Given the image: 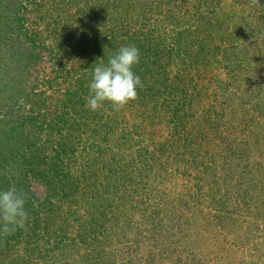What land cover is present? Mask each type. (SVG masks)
Masks as SVG:
<instances>
[{
    "label": "rangeland",
    "instance_id": "obj_1",
    "mask_svg": "<svg viewBox=\"0 0 264 264\" xmlns=\"http://www.w3.org/2000/svg\"><path fill=\"white\" fill-rule=\"evenodd\" d=\"M10 1L0 0V18L8 13L17 19L12 20L9 32L0 34V91H4L0 93V106H3L0 108L8 113L14 112L15 106L6 104L3 97L8 95L21 101L30 95V88L37 93V97H42L43 93L49 98L52 92L58 93L60 102L57 106L68 113L66 117L73 116V109L79 110L77 105L71 106L66 102V108L61 107L65 101L64 93L75 90L74 80L69 77L71 73L76 72L74 78L91 73L96 64L108 57L106 53L112 55L124 44L131 45L120 33L114 40L108 39L110 28L125 26L130 28L126 30L127 33H131L143 25V18L139 22L128 18L133 14L131 9H135L133 0H56L58 2L50 4L48 11L45 10L46 6L42 9L38 7L36 0H13L17 5L11 8ZM175 3L179 5L178 0ZM186 7L196 9L192 4ZM214 7L221 15L222 22L213 23L211 27L215 31L212 34H208L210 30L204 31L190 39L191 46L186 50L182 46L185 52L181 51L180 56L185 59L186 66L178 60L171 63L157 55L149 58L155 61L154 67H162V77L158 82L151 80L149 83L157 95L147 94L151 101L155 99L148 107L134 99L131 106L122 108L125 119L121 118L119 112L108 110L105 107L107 103L98 109H107L105 115L111 119L102 118V121L112 123L109 124L111 129L107 128L108 132L106 127L103 129L99 126L100 131L103 130L100 137L110 138L111 145L108 147L107 143H101L100 159L96 163L100 162L96 167L111 157L121 165L123 162L119 161L122 157L126 164L131 162L137 170H148L144 183H125V188L138 201L159 209L157 214L148 212L146 220L141 219L139 214L135 217L140 222L138 230L141 234L135 225L125 226L127 235H130L128 242L127 236L117 231L118 226L107 230L111 241L108 239V245L107 242L103 244L105 250H101L102 256L98 257L102 259L100 264H264V84H257L264 75V18H260L264 16V0H213V3L199 8L205 22L207 20L212 24L214 15L211 10ZM49 11L53 12L50 17L47 16ZM156 13L154 11L155 15L152 14L157 20L154 25H166L164 16ZM123 40L125 42L121 43ZM134 41L142 45L143 51L148 50L142 36L138 35ZM79 45L80 49H77ZM107 45L111 47L109 51ZM69 50L73 51L69 53ZM193 50L199 54L195 57L198 68L195 59L191 62L192 68H189L187 54ZM15 51L19 55L13 56ZM27 54L32 58L29 62H26ZM92 59L97 61L93 63ZM22 62L26 64V69H23ZM137 65L133 71L138 75L141 70L136 68ZM63 66L64 73L57 76L54 70H61ZM29 68L33 71L31 77L27 82L20 81L22 75L19 73ZM44 77L52 81L50 86L49 81L44 82ZM66 77L70 80H66ZM33 78L37 80L31 82ZM146 80L150 81L148 78ZM114 113L121 124L120 128L112 120ZM76 119L91 125L88 127L96 126L89 123L91 120L87 115ZM245 120L246 125L245 122L241 123ZM122 128L124 130L121 131ZM244 128L246 130L242 132ZM122 132L130 139V146L118 148L124 136ZM46 134L49 132L45 131L42 135ZM240 142L242 146L238 144ZM236 148L239 149L234 157L232 151ZM95 155L98 154L95 152ZM226 155L228 160L234 157V161L223 162L222 158ZM80 157H85L84 152ZM140 157H146L149 161H142ZM82 159L81 163L84 162ZM246 170L251 174L260 173L247 180L244 176ZM80 171H83V165ZM164 171L172 173L168 182ZM230 171L241 172L244 181L226 183L224 186L221 177ZM106 176L109 178L105 180ZM197 180L202 183H196ZM106 181H113L108 170H104L94 182L95 189L100 188L102 194L106 193ZM29 183L30 196L39 199L48 197L49 188L37 180ZM224 187H228L229 201L219 197L225 193ZM188 195L194 197L193 202L184 209L182 207L178 214L166 205L169 202L174 204L179 199L188 201ZM212 195H216L214 202ZM99 200L105 201L102 196ZM222 201H226L223 203L227 210L232 207V215H225V219L220 221L214 214L222 209L218 204H222ZM52 215V221L57 219V215ZM211 215H214L213 219ZM225 224L226 229L223 228ZM57 227V224H53L49 228L55 231ZM153 234L157 235V244L150 238ZM25 247L21 244L19 248L22 257L18 264H29L26 263L28 260L51 264L48 255L30 252ZM71 253H76V249ZM69 254L64 263L72 264Z\"/></svg>",
    "mask_w": 264,
    "mask_h": 264
},
{
    "label": "trees",
    "instance_id": "obj_2",
    "mask_svg": "<svg viewBox=\"0 0 264 264\" xmlns=\"http://www.w3.org/2000/svg\"><path fill=\"white\" fill-rule=\"evenodd\" d=\"M36 1L39 2L38 7L41 9L46 6V11H48L50 4L52 5L58 2L56 0ZM141 2L142 0H133L135 9L131 7V12L133 14L129 15L128 18L130 17L129 20L131 21L132 19L135 22H139V19L143 18V25L140 26L138 30L134 29L131 33H127L126 31L130 28L115 25V27L109 29L111 35L108 39L114 40L116 35L118 36V33H120L129 44L135 45L140 50V61L136 68L141 70L138 75L141 78L143 87L137 89L138 93L135 100L141 105L148 107L155 99L152 98L151 101L147 94L155 93V95H157V92L149 86V83H151V80H156L158 82L162 77V67H154L155 61H151L149 58L157 55L158 58H167L168 62L171 63H176L178 60L180 64L186 66L185 59H182L180 56L181 51L185 52L182 46H185L186 50L191 46L189 40L200 33L202 34L204 31L207 32L210 30L208 34H212L215 30L211 26L216 22L220 24L222 19L221 15H219L218 11H216L217 9L214 7L211 10L214 15L212 24L207 20L206 22L204 21L205 18L202 16L203 14L200 11L202 8H200V6L213 3V0H196L194 2H192V0H178L179 5H177V3L173 4L176 0H147V4L144 0L143 5L140 6ZM190 4L196 9L193 10L186 7L190 6ZM7 5H5V7ZM9 5L11 8L15 7L17 4L11 0ZM154 11L157 12L156 15L160 14L162 17L164 16V20L167 22L166 25H154L157 21L152 16V14L155 15ZM4 12H6L5 9ZM49 12L50 13L46 12L48 13V17L52 16L53 13L52 11ZM46 13L44 12L43 14ZM146 14H149V16H146ZM197 14H199L200 17H198ZM260 18L263 20L264 16ZM0 19H3V21H0V34L1 32H9L8 27L13 22L12 20H17L14 15H9L8 13ZM257 19H259V17ZM138 35L142 36L144 40L142 41L143 44L146 43V45H148V55L145 54L147 51H143L142 45L134 41ZM212 38H214L213 35ZM124 42V40L121 41V43ZM206 44L208 45V43ZM110 45L113 46L114 44ZM110 45L106 46L108 51L111 49ZM114 47H116V45H114ZM77 49H80V45ZM215 49H218V47H215ZM71 51L73 50H69V53ZM17 54L19 55V53L15 51L13 56ZM197 55L199 54H197L195 50L187 54L190 61L189 68H192L191 62ZM27 56L26 62L32 60L30 55L27 54ZM97 56L98 55H96V59ZM105 56L109 57L111 55L106 53ZM107 58L104 59V62L99 63H106ZM96 59H92L93 63L97 61ZM18 60L19 59H17V61L14 60L15 63L18 62ZM194 61L197 66L196 68H198L199 64L196 59ZM23 64V69H26V64ZM57 65L61 66L60 63H57ZM184 69H187V67H184ZM64 71V66L61 70L58 68L54 70L57 76H60ZM32 72L30 68L27 69L26 72H20L19 74L22 76L19 77V80L27 82L33 74ZM66 73L68 75L67 69ZM75 75L76 72L75 74L71 73L69 76L72 81L74 80L73 86L75 90L72 93H64L65 98L63 99H65V101L64 104L61 105V107H65L67 102V104L71 106L77 105L76 107L79 108L78 111L73 109L74 115L69 118L66 117L68 113L63 111L64 109H59L57 106V103L60 102L58 99L60 96L55 92H52L49 98L43 93L41 94L42 97H37V93L29 88L30 95L23 98L21 101L19 98L12 99L7 97L8 95L3 97L6 104L13 107L15 106V111H10L9 113L8 111L3 112L1 109L3 106H0V189L7 190L10 186H15L18 191L25 196V209L28 213V217L23 228H17L14 232L6 234L0 233V264H18V261H20L22 257L19 254L21 244L26 245L25 249L30 252L38 251L42 252L44 255H48V261L51 264H70L64 262L68 260L67 255L71 253L73 249H76V253L69 254V260L72 264H100L102 259L98 257L99 255L102 256L101 250H105L103 244L107 242L106 245H108V239L110 240L107 230L118 226L119 228L117 231L124 236L126 235V242H128L130 235H127V228L125 227L127 224L135 225V228L141 234L138 230L140 222L136 220L135 217L139 214L141 219L146 220L148 212H153V214L159 213L157 207L154 209L152 205L150 206L144 201H138V198H134L125 188V183H144L143 179L147 177L148 170H137L131 162L130 164H126L122 157H120L121 159L119 161L123 162L121 165H118L116 159L111 157L110 160L96 167V164L100 162L98 161L96 163V160L101 154L99 149L101 143H107L108 147L111 145L110 138L100 137V133H102L103 130L100 131L99 126L103 127V129L106 127L105 130L108 132L109 130H107V128L111 129V125L109 124L112 122H103L102 118L110 120L111 117L105 115L107 109L93 112L87 107H84L86 105L85 97H87L88 94V84L86 83H89L91 73L77 75L74 78ZM88 75L89 78L86 79ZM69 77H66V80H68ZM146 78L150 79V81L146 80ZM35 79L36 78H33L30 81L35 82ZM47 81H49L48 78L44 80V82ZM260 81V83H257L259 86L264 84V75H262ZM51 83L52 81L49 86ZM25 88L27 89V84ZM169 88L168 86L167 89L169 90ZM172 91L173 90L170 92L172 93ZM2 92L4 91H0L1 94ZM38 95L40 94L38 93ZM184 96L185 95H183V97ZM233 96L235 97L234 94ZM133 101L134 100L130 101L126 105L128 107L131 106ZM105 107H107L108 110L119 112L122 116L121 118L125 119V112L122 108L120 110H114L110 104H107ZM25 109H27V111H25ZM180 110L181 109H175V111ZM81 114L87 115V118L91 120L89 123H95L96 126L91 128L88 127L91 125H87L83 123V121H77L76 117H81ZM112 120L115 126H118V128L121 127L116 114ZM247 120L249 121L248 118ZM244 122L246 125V120L241 123L243 124ZM246 129L244 128V130L241 131L244 132ZM120 130L122 131L124 128ZM45 131H48L49 134L43 136L42 134ZM122 133L124 134V132ZM129 140L130 139L124 134V136L121 137L118 148H123L126 145L128 146L130 144ZM235 140L238 139L236 138ZM238 144L242 146L241 142ZM238 149L239 148H236V150L232 151V156L235 157ZM83 152L85 157L82 159L80 154ZM91 152L92 154L90 155ZM95 152L98 154L97 156ZM234 157L228 160L226 155L222 159L224 160L223 162H227V160L233 162ZM80 159L84 162L81 163ZM140 159H142V161H149L146 157H140ZM82 165L83 171L81 172L80 167H82ZM238 166L240 167L239 164ZM104 170H108L113 181L108 183L106 181V190H104L106 193L102 194L100 188L95 189L94 184L96 183L94 182H96L97 178H99ZM79 173L80 176L78 175ZM164 173L166 181L168 182L172 173L167 171H164ZM259 173L260 171L256 174ZM256 174H251V171L247 170L244 172V176L247 180ZM107 178H109V176L104 177L105 180ZM221 178L225 182L224 186H226V183H242V181H244L241 172L234 171L224 174ZM31 180H37L45 188H49L48 190L50 193L48 197L39 199L30 196L29 182ZM196 183H202V181L197 180ZM227 194L228 187L225 188V193L219 196L220 199L229 201L227 199ZM101 196L102 198L104 197L105 201L101 202V200H99ZM191 196L192 195H188V201L179 199V201H174V204L169 202L166 205L170 206L178 214L179 211L184 209V206L193 202L194 197L191 198ZM115 197L116 199H114ZM215 197L216 195H214V197L212 195L213 202ZM196 200H198V198H196ZM226 201H222V204L218 203L222 206V209H219L216 214L213 213L220 221L225 219V215H232V207L228 210L225 208L224 203ZM148 207H150L149 210ZM83 212L85 215H83ZM167 212L168 211H166L165 214H167ZM53 213L57 215V219L52 221L50 217L53 216ZM214 215H211L212 219ZM177 218H179V216ZM234 222V220L231 222L233 226L236 225ZM53 224L58 225L55 231L49 228ZM226 226L225 224L223 228L226 229ZM227 228H231V226ZM156 236V234L150 235V238L155 240V244L159 242ZM25 259L28 258L25 257ZM26 263L39 264L36 261L32 263L29 260L26 261ZM44 264L48 263L45 261Z\"/></svg>",
    "mask_w": 264,
    "mask_h": 264
},
{
    "label": "clouds",
    "instance_id": "obj_3",
    "mask_svg": "<svg viewBox=\"0 0 264 264\" xmlns=\"http://www.w3.org/2000/svg\"><path fill=\"white\" fill-rule=\"evenodd\" d=\"M139 61L138 48L125 45L109 56L106 63L96 64L87 85L86 107L95 112L107 103L114 110H120L134 100L137 89L143 87L140 76L133 71ZM27 217L25 196L15 186L0 189V233L23 228Z\"/></svg>",
    "mask_w": 264,
    "mask_h": 264
}]
</instances>
